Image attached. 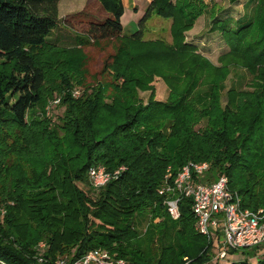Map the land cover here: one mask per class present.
Returning <instances> with one entry per match:
<instances>
[{"label": "trees", "instance_id": "1", "mask_svg": "<svg viewBox=\"0 0 264 264\" xmlns=\"http://www.w3.org/2000/svg\"><path fill=\"white\" fill-rule=\"evenodd\" d=\"M59 1L0 0V264H55L92 249L129 264L208 262L212 244L195 228L191 198L179 200L180 217L172 219L158 190L167 173L175 178L190 161L208 162L206 178L225 175L242 208L264 207V0H251L235 28L221 25L229 50L218 57L220 66L185 42L203 0H152L132 35L123 33L122 0H98L109 17L90 23L77 42L117 40L103 70L115 83L77 100L70 89L82 80L84 57L63 58L66 51L48 42ZM152 15L172 20L171 44L143 39L141 26ZM229 66L249 72L252 89L231 88L223 105ZM155 76L169 86L168 102L142 106L137 88ZM54 90L64 93V114L52 126L35 110ZM94 166L124 169L94 189ZM144 215L142 232L135 224Z\"/></svg>", "mask_w": 264, "mask_h": 264}, {"label": "rangeland", "instance_id": "2", "mask_svg": "<svg viewBox=\"0 0 264 264\" xmlns=\"http://www.w3.org/2000/svg\"><path fill=\"white\" fill-rule=\"evenodd\" d=\"M152 0H122L124 5V14L121 18L123 24V33L132 35L139 30L138 22L144 15L146 9ZM205 5L203 13L195 20L193 26L185 32V42L196 47V52L206 57L213 65L220 66L218 57L229 50V45L221 33V25L228 28H235L240 22H243L251 10L254 2L251 0H203ZM109 14L104 11L98 0H60L58 4V21L56 27L48 37V42L60 46L61 50L66 52L63 58H69L72 55H82L84 73L80 82L72 81L70 94L74 99H80L85 94L92 91L101 83H115L109 71L103 72L104 63L112 62L115 54L117 40L115 38L96 40L89 42L85 46L78 45L77 38L85 40V33L88 31L90 23H101ZM171 19L152 15V17L143 23V39L156 40L161 39L168 44L172 43ZM122 33V34H123ZM121 34V35H122ZM76 47V49H75ZM74 48V49H73ZM79 48V49H77ZM253 76L244 68L229 66V74L226 77L223 88L220 91L221 104L225 105L227 101V92L231 88L237 90L249 91L252 89ZM54 86L50 85V88ZM111 90V87L109 88ZM78 90L77 93H74ZM200 91H205V87H200ZM64 95L54 90L48 98L42 110H35L36 116L46 118L52 126L58 125L63 117L64 106L59 101L53 107L49 103L56 98L61 100ZM170 88L162 77L155 76L147 88H137V102L142 106H148L150 102L158 104L168 102ZM205 124L203 120L196 129ZM160 140L165 141V134L160 136ZM113 174V173H112ZM213 178L218 174L210 173ZM208 176V175H207ZM81 186H83L81 184ZM138 224L135 226L144 231L149 221L148 215L138 217ZM157 221V219H156ZM95 222V220H93ZM40 245V243H39ZM45 247V246H44ZM74 252V250L72 251ZM216 249L209 252V260L204 264H228L230 262H240L248 259L251 264H256L257 259L262 252L251 251V249L236 250L230 253L224 260H217L214 253ZM253 254V255H252ZM63 257V256H61ZM58 257V258H61ZM184 264H190L188 259L184 258Z\"/></svg>", "mask_w": 264, "mask_h": 264}, {"label": "built area", "instance_id": "3", "mask_svg": "<svg viewBox=\"0 0 264 264\" xmlns=\"http://www.w3.org/2000/svg\"><path fill=\"white\" fill-rule=\"evenodd\" d=\"M75 90L74 93H77ZM53 99L49 107L59 103ZM210 168L208 162H188L175 178L165 175L158 192L165 197L164 204L172 219L180 217L179 200L190 197L191 209L196 218V230L205 235L212 244V252L217 260H224L230 250L251 249L264 255V207L256 210L244 209L238 194L228 187L225 175L206 178ZM102 166L91 167L88 171L91 186L99 189L111 177L117 176ZM43 249V242L38 245ZM254 249V250H253ZM42 261V257H38ZM55 264H129L125 259L111 254L105 249H92L80 257L63 256Z\"/></svg>", "mask_w": 264, "mask_h": 264}]
</instances>
